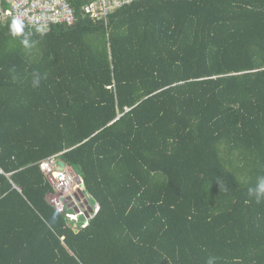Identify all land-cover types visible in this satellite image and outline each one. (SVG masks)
<instances>
[{
  "label": "trees",
  "instance_id": "1",
  "mask_svg": "<svg viewBox=\"0 0 264 264\" xmlns=\"http://www.w3.org/2000/svg\"><path fill=\"white\" fill-rule=\"evenodd\" d=\"M69 1L73 25L0 16V264H264V0H139L108 24ZM55 155L78 222L50 200Z\"/></svg>",
  "mask_w": 264,
  "mask_h": 264
},
{
  "label": "built area",
  "instance_id": "2",
  "mask_svg": "<svg viewBox=\"0 0 264 264\" xmlns=\"http://www.w3.org/2000/svg\"><path fill=\"white\" fill-rule=\"evenodd\" d=\"M139 0H89L83 7V14L94 21L109 23L111 13L121 6ZM0 16H11L23 23L41 27L55 24L73 25L77 20L74 6L69 0H0ZM57 156L44 159L40 166L54 187L50 200L59 209L69 206L76 208L72 218L77 220L85 214L80 210L82 188L74 170L62 167Z\"/></svg>",
  "mask_w": 264,
  "mask_h": 264
},
{
  "label": "clouds",
  "instance_id": "3",
  "mask_svg": "<svg viewBox=\"0 0 264 264\" xmlns=\"http://www.w3.org/2000/svg\"><path fill=\"white\" fill-rule=\"evenodd\" d=\"M23 28H24L23 21H21L19 19H14L13 20L12 26H11V30H12V34L14 36L20 35L22 33V31H23ZM24 43L26 44L27 41H24ZM38 82H39V77L37 76V78L34 81V83H37L38 84ZM248 195L250 197H255L256 200H257V202H259V200L262 197H264V177H260L258 179V182H257L255 188H249ZM75 222H78V220H75Z\"/></svg>",
  "mask_w": 264,
  "mask_h": 264
},
{
  "label": "water",
  "instance_id": "4",
  "mask_svg": "<svg viewBox=\"0 0 264 264\" xmlns=\"http://www.w3.org/2000/svg\"><path fill=\"white\" fill-rule=\"evenodd\" d=\"M60 164L62 165V167L66 166V163L61 161Z\"/></svg>",
  "mask_w": 264,
  "mask_h": 264
},
{
  "label": "crops",
  "instance_id": "5",
  "mask_svg": "<svg viewBox=\"0 0 264 264\" xmlns=\"http://www.w3.org/2000/svg\"><path fill=\"white\" fill-rule=\"evenodd\" d=\"M78 183H79V181H78ZM80 184V183H79ZM82 188V187H81ZM84 189V187L82 188V190Z\"/></svg>",
  "mask_w": 264,
  "mask_h": 264
},
{
  "label": "rangeland",
  "instance_id": "6",
  "mask_svg": "<svg viewBox=\"0 0 264 264\" xmlns=\"http://www.w3.org/2000/svg\"><path fill=\"white\" fill-rule=\"evenodd\" d=\"M76 212V210L74 211V213Z\"/></svg>",
  "mask_w": 264,
  "mask_h": 264
}]
</instances>
